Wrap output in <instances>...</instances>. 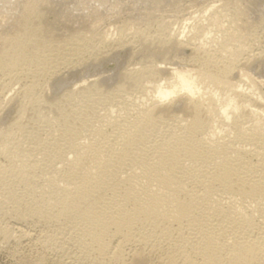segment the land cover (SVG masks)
<instances>
[{
  "label": "rangeland",
  "instance_id": "obj_1",
  "mask_svg": "<svg viewBox=\"0 0 264 264\" xmlns=\"http://www.w3.org/2000/svg\"><path fill=\"white\" fill-rule=\"evenodd\" d=\"M237 9H240L238 10L239 12L237 11ZM24 13H31V18L33 21L35 20L36 25L31 20L30 23H25V26L24 20L22 18ZM211 13L214 16H212ZM209 16L210 18L216 17V20L213 18L209 19ZM263 19L264 0H0V20L2 21H0V49L4 41L6 40V36L8 37L7 39H10L11 35V38H14L17 37L19 34L20 37L23 34L22 37L27 38V40L31 38V42L28 40V47L25 48V53L27 51L26 54H29L27 55L28 59L31 58L30 55L32 56V52L37 51L38 48L40 49H38L39 58L37 59V61L33 60L34 62L28 61L29 63L19 64L11 70H0V264H127L128 261H130L128 262V264H130L133 260V255L134 253H136V251L141 255V261L136 264H165L167 260H169V262L171 261L172 264H181L183 263L182 261L184 259L182 257V253L186 250H188L189 252L191 251V257L194 261H196V263L197 261L198 263H201V256L191 250L192 247H190V244L191 242L198 243V241L199 243H202L208 237V235L212 239H214L216 243L219 242L220 245H224V243L232 245V240L235 241V239L240 237L241 235L242 237L244 236V238L246 237L248 241L257 239L255 242L260 241L262 243L260 244V242H258V244H264V187H257V191L255 193H251L252 195L244 194L246 196L245 197L243 195H238V193H235L230 188V186H227V189L225 187L226 185L222 186V183H220L219 181H215L213 179V176L211 177L210 175L214 173L216 162L221 160V158L223 157V154L220 155L219 153L220 156L218 155V148L204 151L198 156L194 155L195 158H193V155H190L192 154L190 152L183 153L182 151H178L179 146H176L179 145L178 143L183 141V139H185L188 135L187 133L189 129L187 128L186 124L187 121H189L190 119V116L182 108L184 104V99L180 98L181 96L175 95L170 99H167V102L165 101V103L169 104L170 107L169 112L164 114V117L161 119V121L164 122H150V124H144L146 127L141 121L137 122V120L139 119L137 114L138 108L143 105H149V103H151L153 99H155L157 94L154 92V85L159 79V77H163L164 75H166L165 73L159 72L158 74H150V72H147V70L151 66L164 65L165 67H168V65H176L175 67L178 66L180 68H192L193 63H195V65L197 64V66L193 65V68L198 69L200 65L198 64V61L196 63L195 60L188 57L190 50H188L187 47H175L172 46L170 42H167L171 40V38L175 37L181 38L183 41L185 40L184 42L190 41L192 43L194 42L199 44L200 41V45L202 44L201 46L204 50L205 48L209 49L207 51L210 53L218 51L219 54L215 53L218 58H220L219 56H222L221 59H225V56H227V54L229 58L232 57L229 59L227 56V58L225 59H229V61H234V63L232 62V64L235 68V71L230 77V82H240L242 84L241 86H243L242 88L248 86L247 88H244L248 90L250 88L254 89L255 87V90L250 89L254 92V96H258V93L261 92L260 94H262L263 99H260L262 101L260 103V106L262 108H256L255 106L254 107L255 109H261V113L263 111V114L260 115L261 118H264V85L262 86L258 82H254L257 84L256 85L249 79H244L243 81H241L239 76L241 72H243V70L244 72L250 73V75L254 77V79L259 78L262 75L264 76ZM208 21L211 22L209 25L210 29L208 28ZM3 22L6 24H4ZM47 22L49 24H47ZM93 22H95L97 25ZM20 23H23L22 25H24L25 28L19 27L22 26ZM200 23L202 24L203 28L206 25V30L201 28L205 32H209L211 30V33H206V37L203 30L201 32H198L201 26ZM38 24L39 26L42 24V26L47 25L45 26L47 32L49 30L51 34L48 32V34L50 35H45L46 33L44 32L43 36L40 32H36V34L32 36V28H34ZM93 24H95L96 27H94L95 25ZM49 25L51 26L48 27ZM89 25L91 30L89 29ZM91 25H93V27H91ZM193 26H195V28H193ZM17 28L19 29V31L26 30L27 32L23 31L21 33L17 30ZM92 28L95 30H93ZM104 29H108L109 33L107 35L108 38L106 37V40L103 41V39H101V33L105 31ZM192 31H194L195 33ZM98 32L99 34H97ZM24 33H26V35ZM188 34L191 36L189 37ZM227 34L231 36V40H229L230 37ZM193 35L194 38L192 37ZM34 36L40 37L36 38L39 41V44L37 40L33 41L35 39ZM41 36H46L49 38H47L46 40V38H43ZM226 36L227 38H229L228 40ZM39 39H42V41ZM48 39H50L51 42H47ZM196 39L198 42L196 41ZM43 40L45 41L43 42ZM151 40L153 41V43L159 45L153 47L146 46L152 43ZM219 42L220 44H225L223 42L228 43L231 47V52L232 49H235L233 50L234 53L230 52V47H228V44L227 49L229 51L227 50V53H220V47H222V45L218 44ZM50 43L52 46L49 45ZM204 45L206 46L205 48L203 47ZM70 47H76L79 50L80 54L78 58L80 60H78V58L77 60H75V58V61H73L74 63L72 62L71 64H68V66H65L64 59L65 61L66 59H70V55L68 56V52H72V49ZM217 47L219 48L217 49ZM212 48H215V50ZM210 49L212 52L210 51ZM236 49L239 51H236ZM235 51L237 54L239 53V56L235 54ZM132 52H135L134 56H132ZM229 52L233 56L229 55ZM215 54L214 56H216ZM234 55L239 58L236 57L237 59L234 58L236 59L234 60ZM96 57L102 59L95 60ZM100 61L102 62L100 65L96 63H100ZM57 62L60 63L56 65ZM76 62L78 63L76 64ZM175 62H177V64ZM111 63L113 65H111ZM172 63L175 65H173ZM53 65H56L57 70L54 69L55 67ZM52 67H54V70H52ZM68 68L70 70L66 71ZM123 68H127L129 70L132 69L134 72H137V74L138 72L142 74L144 73L142 75L143 77L139 76L141 80L139 79V84L138 82L136 83L138 85H132L129 87L116 85V82L119 79L117 74ZM133 68L137 70H134ZM143 68H148L147 70L144 69L148 74H146V72H140ZM36 71L39 73H35ZM33 72L37 75V78L36 75L34 77ZM110 72L113 73L111 74L113 75V77L108 78L107 82L105 80V77V83H103L104 81H101V90L99 89L100 93H92L91 91H88L80 93L78 95H74L72 97L74 98L72 99L73 102H71L69 105L65 101V97L67 98L66 95L67 93H69L70 89L76 86L82 80L92 81L93 79L98 78L104 75L105 73L108 75V73ZM144 75H147L149 77L146 76V78ZM160 82H163V80H161ZM202 83L203 84H201L200 82V84H198L199 87L203 85V90L201 89L200 92H205V95L207 93L210 94H207L206 97L202 94V99H206L209 96H213L214 99L217 100H214L217 106L220 102L223 103L225 97L227 98L229 95H231L229 93H232L229 88H218L214 86L215 84L206 81ZM206 83H208L209 85ZM248 83L249 85L251 84L250 86H252L253 84L254 86L250 87ZM31 85L34 86L32 91L33 95L30 94L32 96H28L25 94V90L28 86ZM215 95H217L216 98L220 99H216ZM32 100L34 101V104L32 103L33 106L35 107V105H37L36 109L34 111H31L28 116L25 114L23 115L22 121L24 122V126L19 129L18 126H14L13 124L14 119H16V117L20 113L18 108H21L22 104L23 107L26 105L31 106L29 104ZM61 100H63L64 103ZM205 101L206 104L208 100ZM140 103L142 104L139 107L138 105H140ZM71 105H73L74 107ZM254 107L252 106V108ZM28 108L31 109L30 107ZM73 108L74 110L77 108L75 112L77 113V115H80L78 122L79 124L73 126L74 128L72 134L70 133L69 135H67V141L65 139L63 140L64 142H56V140L50 137V135L48 134L49 131L57 127L58 124L54 121L55 118H53L54 122L45 124V119L48 117H51L52 119V117H58L59 115L67 113L68 111L71 112ZM57 112H59V114ZM236 112L237 111L234 112L235 114H232L233 118L231 117V119H229L230 121L228 120V123L223 125L222 115H215L213 117L215 124L212 123V129L218 127L217 129H215V131H220L221 133H219L221 135L227 134L229 132L231 133V131H234V126H232L231 120L233 121L235 119L242 121L244 123V126L247 127L251 123L253 115H244V117L241 111L237 113ZM29 116H32V118ZM255 117L256 116H254V118ZM29 118L32 121L33 119L35 121H27ZM213 119H211L212 122ZM84 122H87V125H85V128L83 127L82 129L81 123L85 124ZM53 123L55 125H53ZM136 123H138L137 126H134V124L136 125ZM215 125H217V127ZM140 127L142 129H140ZM35 128H38L37 131L35 130ZM136 129H138V131ZM205 129L209 130L207 129V127L205 128L203 126V129L201 128L196 129V131H193L192 134L195 139L200 140L201 138H203L206 134ZM198 130L201 131L199 132ZM26 131L28 134L26 133ZM29 131H31L32 133L34 131L38 132V135L40 134L39 137L41 138V142L38 141V143H34V141L30 138L32 133ZM135 131H137L139 134ZM217 132L216 134L218 135L219 133ZM137 134L139 135V137H136V140H134L133 138H135V135ZM207 135L208 134H206V136ZM126 138L127 140L132 138V142L134 143H131L132 145L130 144L131 146L128 149V153L126 155L124 154L125 157L123 156L124 159L122 156L118 158V155L122 151ZM257 138L252 141L254 142V144L252 143L253 145L249 144L246 146L247 152L242 153V155L239 156L238 160H234L236 164H239L237 169L238 172L240 171L239 174L242 177L247 178L248 182L251 179L249 183H251L252 180H255L256 177V180L260 179L261 177V180L264 178V156H262L264 155V134L261 135V138L260 135H257ZM52 141H55L56 143H52ZM163 143H166V146ZM74 144H76V146ZM167 144L168 146L170 145V147L172 146V148H167ZM85 145H92V147L89 146V149V147H85ZM164 146L165 148H163ZM93 147H95L96 150H94L95 148ZM83 148L87 150L89 149V152L87 150L83 151ZM92 148L95 154L92 153L93 151L91 152ZM71 149L72 151H69ZM171 150H175V152L177 150V153L175 154V152ZM163 151H165V154L163 153V155L168 157V160L165 162L166 164H164V167L165 165L166 167L163 168L166 170L165 172H167V170L170 171H168L169 174L168 172L166 174L168 176L172 174L171 176L173 177H170L172 181L174 180L173 182L171 181L172 184L170 183L169 187L161 184H158L159 186H157V180H154L155 173L152 174L153 177H151V175L149 174L150 176H148L147 178L145 173L143 174L142 172L144 171V169L147 168V166L150 167L152 166V164L155 165L160 155L162 154L161 152ZM169 151H171V154H175V160L178 159L179 163L177 162L176 164V161L174 159H169H172ZM178 152H180L181 154ZM260 153H262V155ZM75 158H77L76 160L79 161L77 162L76 160H74ZM146 159H149L150 161ZM152 159H154V161ZM72 160H74L75 162H73ZM106 160L110 161H108L107 163ZM71 161L74 164L77 163V165L79 163H81L82 165L85 164V166H81V168L77 165L74 166ZM82 161L84 164L82 163ZM105 161L107 165L105 164ZM168 162L169 164H167ZM114 164L117 166L115 167ZM175 164L177 165L176 167ZM87 165L89 167H87ZM96 165H99L100 167L98 168L100 170V173L98 175H102L98 176L94 173L93 179H98V181L93 180V182L91 183V188L95 186L93 188L95 192H97V194H99L100 192L99 195L102 194L98 198L99 200H101V202L103 201L102 204H105L103 205L106 207V210H108V206L110 207L112 206V204L113 206L115 205V202L112 200H115V198H117L116 201L120 199L118 198V194L120 195L119 197H122L121 195L123 194V197L121 198V200H118V203L116 202V204L123 206L124 201L122 199L124 198V195H126V192L130 189L132 195L133 193L135 194L133 196H137L138 198H142L143 196V200L146 198L147 200L145 199L144 201L146 203L154 201L155 197H158L156 195H159V197H161V194L163 197L161 199H166V202H162V204H160L163 200H160L159 197L156 198V202L158 201L157 203L160 205V207H162L161 209H164L163 204L165 203H168V206L173 205V196L177 198L179 197L180 199H178H182V201L183 198L184 201L192 200V208L194 211L192 210L193 214L191 217L193 220L190 218L188 220H182V222L176 221L175 218H173L174 215L173 213H171L172 210H170L171 208L169 207L168 209L171 212H169V210L167 211V209H164L166 210V219L164 221H161L160 224H158L156 227L152 224V222H150V218H147V222H145V219L142 218L144 221L142 219L134 221L132 228L127 231L126 234L130 236L129 238H118V240H124L123 242L121 241L122 244L120 243L119 245L121 246L118 247L120 248V251H122L120 253V258H118L120 260L118 261L116 259L118 262L114 258L110 257L113 252V249H117L116 247L118 246V240H111V242H109L110 245L106 253L107 255L103 253L99 254L100 251L97 248V244L92 241L93 237L91 236L93 235V233H91L92 231H90V227H87L88 224L86 223V221L83 220L82 217H79V215L77 216V214H73L74 216L72 215V218L69 217L72 213H67L65 212V210V214L63 213L62 215V213H59L63 211L62 209L61 211L59 210L61 208L59 198L61 197L60 194L63 192L64 187L72 188L75 187L76 184L78 185V182H81L80 169H82L83 171L85 167V169L88 168L90 169V171H93L94 169L95 172ZM142 165L145 166V168ZM169 165L170 167L173 166V168L171 167V170L169 168ZM74 167L76 168L74 169ZM77 169H79L80 171L77 172ZM202 172H204L205 174H203ZM69 173L71 176L69 175ZM77 173L78 175H76ZM95 175L97 177H95ZM130 176L132 177V179ZM73 177H76L75 180ZM71 178H73V180H71ZM152 178L155 182H153V180L151 181ZM68 179H70L71 181H68ZM127 180H130V182L128 181V183L130 184L127 183ZM146 181L148 183H144ZM69 182L70 184L74 182V184L70 186ZM95 182L99 183H96V185ZM111 182L115 184V187L111 186ZM208 183H210L209 186ZM66 184H68L69 186H67ZM127 184L129 186H127ZM134 184H136V186ZM143 184L145 186H148L145 187L143 186ZM182 185L186 187L184 188ZM123 186L126 187L124 188ZM130 186L131 188H129ZM160 186H164L165 188H167L165 189L161 187L160 189H158V187ZM177 186H179V188ZM207 186L211 189H209ZM54 187H56V190ZM144 187L147 188L148 191H151H149L148 193V191ZM170 187L173 191L170 190ZM97 188H99V191ZM132 188L134 189V192H132ZM204 188H207V190L209 189L210 191H208L210 193ZM113 190L115 191L113 192ZM144 190H146L147 193L150 194L151 198L148 196V194H145L146 191L144 192ZM169 190L172 191V195H170ZM176 190L179 195L174 194ZM204 190H206V193ZM154 191L159 194L156 193L154 195ZM59 192L61 193L59 194ZM56 195L58 197H56ZM152 196L155 197L153 198ZM166 196L167 198H165ZM171 196L172 199H170L169 201L168 199ZM257 196L259 197L257 198ZM109 197L113 199H106ZM157 199H159L160 202ZM106 200L109 201L110 204L109 202L106 203ZM131 202L132 201L130 200L126 202V204L124 203V206L126 208H130ZM169 202L172 204H170ZM55 203L59 205H57L56 207ZM117 205L112 207L116 208ZM168 206H166L165 208H167ZM168 212L171 214H169ZM193 216H196L197 218H194ZM244 216H246L250 220L248 219L246 221L247 218ZM236 219L239 221H237ZM83 221H85L84 225ZM149 222L150 225L152 224L151 226L149 225ZM245 223H247V225L249 224L250 226H246ZM239 224H243L245 226L242 225L243 228L241 229ZM154 227L156 228V230ZM89 233H91V235ZM202 239L203 241H201ZM234 241L233 243H235ZM168 255H170L171 257ZM107 256H109L110 258H108Z\"/></svg>",
  "mask_w": 264,
  "mask_h": 264
},
{
  "label": "bare ground",
  "instance_id": "obj_2",
  "mask_svg": "<svg viewBox=\"0 0 264 264\" xmlns=\"http://www.w3.org/2000/svg\"><path fill=\"white\" fill-rule=\"evenodd\" d=\"M63 1V0H62ZM234 1V0H233ZM153 2V1H152ZM227 2V1H226ZM259 2V1H258ZM39 3V2H38ZM149 3V2H148ZM253 3V2H252ZM251 3V4H252ZM255 3V2H254ZM33 4V3H32ZM35 4V3H34ZM65 4V3H64ZM152 4V3H151ZM42 5V4H41ZM66 5V4H65ZM74 5H76V4H74ZM154 5V4H153ZM225 5V4H224ZM240 5V4H239ZM33 6V5H32ZM64 6V5H63ZM227 6V5H226ZM238 6V5H237ZM250 6V5H249ZM34 7V6H33ZM43 7V6H42ZM69 7V6H68ZM75 7V6H74ZM35 8H36V6H35ZM39 8V7H38ZM29 10V9H28ZM227 10V9H226ZM238 10H240V9H237V11ZM34 11V10H33ZM40 11V10H39ZM231 11V10H230ZM27 12H30V11H27ZM95 12V11H94ZM239 12V11H238ZM242 12V11H241ZM31 13H24L23 14V16H22V18H23V20H24V25H25V23H30L31 22V20H32V14L30 15ZM41 14H42V12H41ZM210 14V13H209ZM215 14V13H214ZM240 14V13H239ZM211 15H212V13H211ZM241 15V14H240ZM79 16V15H78ZM87 16V15H86ZM101 16V15H100ZM212 16H214V15H212ZM99 17V16H98ZM79 18V17H78ZM202 18H203V16H202ZM209 19H211V18H213V19H215L216 17H211L210 18V16L208 17ZM71 19V18H70ZM195 19V18H194ZM233 19V18H232ZM4 20V19H3ZM61 20V19H60ZM66 20V19H65ZM145 20H147V19H145ZM198 20V19H197ZM204 20V19H203ZM202 20V21H203ZM216 20V19H215ZM218 20V19H217ZM264 20V19H263ZM1 21V20H0ZM33 21V20H32ZM46 21V20H45ZM73 21V20H72ZM94 21V20H93ZM210 21H214V20H210ZM210 21H208V23H206V24H208V28H209V25H210ZM238 21V20H237ZM2 22V21H1ZM34 23H35V20L33 21ZM42 22V21H41ZM96 22H99V21H96ZM216 22V21H215ZM4 23V22H3ZM16 23V22H15ZM93 23H95V22H93ZM164 23V22H163ZM201 23H203V22H201ZM200 23V24H201ZM205 23V22H204ZM213 23V22H212ZM228 23V22H227ZM4 24H6V23H4ZM13 24V23H12ZM21 24V23H20ZM19 24V25H20ZM23 24V23H22ZM21 24V25H22ZM31 24H33V23H31ZM43 24H45V23H43ZM42 24V25H43ZM47 24H49L48 22H47ZM92 24V23H91ZM96 24V23H95ZM95 24H93V25H95ZM24 25H22V26H19V27H24ZM35 25H36V23H35ZM42 25H40L39 26V24L37 25V26H35L34 28H32V33H31V35L33 36V35H35L36 34V32H40L41 33V35H43L44 36V32L46 33L45 35H47L48 34V32H49V30H48V32H47V29H46V27L45 26H47V25H45V26H42ZM52 25V24H51ZM51 25H49L48 27H50ZM88 25V24H87ZM93 25H91V27H93ZM97 25V24H96ZM96 25L94 26V27H96ZM165 25V24H164ZM199 25V24H198ZM205 25V24H204ZM26 26V25H25ZM200 26V25H199ZM198 26V27H199ZM201 26H202V24H201ZM200 26V28H199V30L201 29V28H203V26L201 27ZM213 26V25H212ZM219 26V25H218ZM9 27V26H8ZM162 27V26H161ZM205 27H206V25H205ZM205 27L203 28V29H205ZM10 28V27H9ZM25 28V27H24ZM27 28V27H26ZM193 28H195V26H193ZM207 28V29H208ZM239 28V27H238ZM14 29H15V27H14ZM21 29V28H20ZM28 29V28H27ZM49 29V28H48ZM51 29V28H50ZM69 29H71V28H69ZM89 29H90V25H89ZM93 29V28H92ZM110 29V28H109ZM203 29H201L200 31L198 30V32H201ZM210 29V28H209ZM4 30V29H3ZM17 30L19 31V29L17 28ZM23 30V29H22ZM57 30V29H56ZM64 30V29H63ZM91 30V29H90ZM93 30H95V29H93ZM105 30V29H104ZM189 30V29H188ZM187 30V31H188ZM195 30V29H194ZM197 30H196V32H197ZM206 30V29H205ZM237 30V29H236ZM18 31H16V32H18ZM24 32H27L26 30H23ZM23 31H19V32H23ZM74 31V30H73ZM204 31V30H203ZM209 31V30H208ZM228 31V30H227ZM233 31V30H232ZM5 32V31H4ZM78 32V31H77ZM179 32V31H178ZM192 32H194V31H192ZM210 33H211V30L209 31ZM209 32H205L204 31V34H205V37H206V33H208L209 34ZM236 32V31H235ZM43 33V34H42ZM50 33V32H49ZM54 33V32H53ZM79 33V32H78ZM108 29L107 30H105L103 33H101V36H102V38L101 39H103V41L104 40H106V37H107V35H108ZM164 33V32H163ZM175 33V32H174ZM195 33V32H194ZM237 33V32H236ZM240 33V32H239ZM243 33V32H242ZM3 34V33H2ZM6 34V33H5ZM25 35H26V33H24ZM29 34V33H28ZM51 34V33H50ZM50 34H48V35H50ZM97 34H99V32L97 33ZM184 34V33H183ZM207 34V35H208ZM10 35V34H9ZM20 35V34H19ZM17 36V37H14V38H11L12 37V35H11V37H10V39H7L8 37L6 36V40L4 41V43L2 44V47H1V49H0V70L2 71V70H11L12 68L14 69L15 68V66H18L19 64H22V63H29V62H34L33 60H36L37 61V59L39 58V54H38V49H37V51H35V52H32V56L30 55V57L31 58H27V55H29V54H26L27 53V51H26V53H25V48L26 47H28V44H29V41H30V39H28L27 40V38H23L22 36H23V34H22V36L20 37V36ZM37 35H38V33H37ZM54 35V34H53ZM185 35V34H184ZM189 35V34H188ZM227 35H229V34H227ZM31 36V37H32ZM40 36V35H39ZM38 36V37H39ZM43 36H41V37H43ZM100 36V35H99ZM160 36V35H159ZM191 35H189V37H190ZM234 36H236V35H234ZM233 36V37H234ZM27 37V36H26ZM30 37V36H29ZM35 37V36H34ZM37 36L35 37V39L33 40V41H36L37 39L36 38H38ZM67 37H69V36H67ZM66 37V38H67ZM179 37V36H178ZM186 37V36H185ZM193 38H194V35L192 36ZM196 37V36H195ZM202 37V36H201ZM229 37H230V39L229 38H227V36H226V38H227V40L229 39V40H231V36L229 35ZM244 37V36H243ZM4 38V37H3ZM40 38V37H39ZM43 38H46V40H47V38H49V37H43ZM51 38V37H50ZM105 38V39H104ZM108 38V37H107ZM169 38H170V36H169ZM183 38V37H182ZM225 38V39H226ZM5 39V38H4ZM146 39V38H145ZM144 39V40H145ZM149 39V38H148ZM233 39V38H232ZM39 40H41L42 41V39H39ZM69 40V39H68ZM150 40V39H149ZM148 40V41H149ZM166 40V39H165ZM169 40V39H168ZM188 40V39H187ZM199 40V39H198ZM200 40H202V39H200ZM38 41V40H37ZM45 40H43V42H44ZM77 41V40H76ZM102 41V40H101ZM102 41V42H103ZM152 41V40H151ZM160 41V40H159ZM185 41V40H184ZM181 38H177V37H175V38H171V40H169V41H167V42H170L171 43V45L172 46H175V47H180V46H184V47H187L188 48V50H190V53H189V55H188V57H190L191 59H193V60H195L196 61V63H197V61L199 62L198 64H200L199 65V67H198V69L196 68V69H194L193 67V65H195V63H193V65H192V68L190 67V68H187V67H175L176 65L175 64H173V65H175V66H169L168 65V67H165L164 65L163 66H151L148 70L146 69V68H143L142 69V71H140V72H146V70H147V72H150V74H153V73H157L158 74V72L159 73H165L166 75H164L163 77H159V79L156 81V83H155V85H154V92L157 94V96L155 97V99H153V101L151 102V103H149V105H143V106H141V104L142 103H140V105H138L140 108H138V110H137V114H138V118L140 119H138L137 120V122H139V121H141L142 123H143V125L144 124H150V122H152V123H155V122H160L161 121V119L164 117V114H166V113H168L169 112V107H170V105L169 104H167V103H165V101L167 100V99H170L171 97H173V96H175V95H179V96H181L180 98H183L184 99V104H183V106H182V108H183V110L184 111H186V113L190 116L189 118V121H187V128L189 129V131H188V135L186 136V134H185V136H186V138L185 139H183V141H181V142H179L178 144L179 145H177L176 147H178L179 146V150L178 151H182L183 153H187V152H190V153H192V154H190V155H195V156H198V155H200V153H202V152H204V151H207V150H210V149H215V148H218V155H219V153H220V155L221 154H223V157L221 158V160H219L218 162H216V164H215V169H214V173L212 174V175H210L211 177L213 176V179L215 180V181H219L220 183H222V186H225L226 188H227V186H230V188L235 192V193H238V195H243V196H245V195H252L251 193H255L256 191H257V187H264V178L261 180V178L260 179H258L259 180V182H258V180H256L257 179V177H256V179L255 180H252V182L251 183H249L250 181H251V179H250V181L248 182L247 181V178H245V177H242L240 174H239V172H238V166H239V164H236V162L234 161V160H238L239 159V156L240 155H242V153H244V152H247V148H246V146L247 145H253L254 144V142H252L255 138H257V135L259 136L260 135V138H261V135H263L264 134V118H261V115L260 114H263V111H262V113H261V109H255V107L257 108H260L261 106V100L260 99H263V96H262V94H260V93H258V96H254L255 94H254V92L253 91H251L250 89H253V88H250L249 90L248 89H244V88H242L243 86H241L242 84L239 82V83H231L230 82V77H231V75H232V73L235 71V68L233 67V64H232V62L234 63V61L232 60V61H229V59L230 58H232V57H230L229 58V56H228V54H227V56H228V58L229 59H227V60H225L226 58H227V56H225L226 58L224 59V58H222L221 59V57L222 56H219L220 58H218L217 57V55L215 54V53H218V51H215V52H213V53H210V52H208L207 50H209V49H206L205 47V45H206V43H205V45L203 46L204 48H205V50L202 48V44L200 45V41H199V44L198 43H192V42H190V41H187V42H184ZM191 41H192V39H191ZM193 41H195V40H193ZM196 41H197V39H196ZM226 41V40H225ZM31 42V41H30ZM47 42H51L50 41V39H48V41ZM97 42V41H96ZM107 42V41H106ZM155 42V41H154ZM166 42V43H167ZM198 42V41H197ZM203 42V41H202ZM243 42V41H242ZM37 43V42H36ZM41 43V42H40ZM67 43V42H66ZM70 43V42H69ZM72 43V42H71ZM95 43V42H94ZM147 43V42H146ZM165 43V44H166ZM204 43V42H203ZM223 43H225V44H220V42L218 43V44H220V45H222V47H220L221 48V50H220V53L221 52H223V53H227V46L229 45L228 43H226V42H223ZM38 44H39V41H38ZM68 44V43H67ZM80 44V43H79ZM102 44H104V43H102ZM107 44V43H106ZM163 44V43H162ZM228 44V45H227ZM37 45V44H36ZM49 45H51V43L49 44ZM48 45V46H49ZM101 45V44H100ZM120 45V44H119ZM159 44H156V43H153V41H152V43H150V44H148V45H146V46H158ZM236 45V44H235ZM45 46V45H44ZM47 46V47H48ZM52 46V45H51ZM50 46V47H51ZM171 46V47H172ZM46 47V46H45ZM55 47H57V46H55ZM73 47V46H72ZM88 47V46H87ZM160 47V46H159ZM170 47V48H171ZM228 47H230V45L228 46ZM69 48V47H68ZM71 48V47H70ZM79 48V47H78ZM173 48V47H172ZM219 47H217V49H218ZM36 49V48H35ZM42 49V48H41ZM45 49V48H44ZM72 49V52L70 51V53L68 52V56L70 55V59H66V61H65V59H64V64H65V66L67 65L68 66V64H71L73 61H75V60H77V58L79 57V54H80V52H79V50L76 48V47H74V48H71ZM71 49H69V50H71ZM180 49V48H179ZM183 49V48H182ZM186 49V48H185ZM212 49H214L215 50V48H212ZM40 50V49H39ZM76 50H78V51H76ZM103 50V49H102ZM213 50V51H214ZM233 50H235V49H232V52H233ZM244 50V49H243ZM52 51V50H51ZM83 51V50H82ZM100 51V50H99ZM210 51H211V49H210ZM226 51V52H225ZM229 51V50H228ZM236 51H239V50H237L236 49ZM236 51H235V54L236 55H238L237 53H236ZM183 52V51H182ZM212 52V51H211ZM230 52H231V47H230ZM230 52H229V55H231V56H233L232 54H230ZM231 52V53H232ZM135 53V52H134ZM134 53L132 52V56H134ZM234 53V52H233ZM252 53V52H251ZM212 54V55H211ZM214 54L216 55V56H214ZM219 54V53H218ZM68 56H67V58H68ZM178 56V55H177ZM235 56V55H234ZM239 56V55H238ZM240 56H241V54H240ZM175 57V56H174ZM237 56H235V57H233V59L234 58H236ZM58 58V57H57ZM64 58H65V56H64ZM76 58V59H75ZM97 58V57H96ZM95 58V60H98L99 58H97L96 59ZM183 58V57H182ZM237 58H239V57H237ZM236 58V59H237ZM75 59V60H74ZM100 59H102V58H100ZM99 59V60H100ZM105 59H106V57H105ZM188 59V58H187ZM236 59H234V60H236ZM57 60V59H56ZM78 60H80L79 58H78ZM180 60H181V58H180ZM29 61V62H28ZM45 61V60H44ZM58 61V60H57ZM182 61H183V59H182ZM191 61V60H190ZM51 62V61H50ZM81 62V61H80ZM99 62V61H98ZM98 62H96L97 64H101L102 62L100 61V63H98ZM192 62V61H191ZM194 62V61H193ZM60 63V62H59ZM58 62L56 63V65L57 64H59ZM62 63H63V61H62ZM74 63V62H73ZM78 62H76V64H77ZM176 64H177V62H175ZM180 63V62H179ZM178 63V64H179ZM129 64V63H128ZM149 64V63H148ZM168 64V63H167ZM45 65V64H44ZM56 65H53L54 67H52V70H54V69H56ZM62 65V64H61ZM60 65V66H61ZM103 65V64H102ZM105 65H107V64H105ZM109 65V64H108ZM111 65H113L112 63H111ZM118 65V64H117ZM155 65V64H154ZM166 65V64H165ZM235 65V64H234ZM25 66V65H24ZM63 66V65H62ZM74 66H76V65H74ZM195 66H197V64L195 65ZM58 67V66H57ZM114 67V66H113ZM141 67V66H140ZM21 68V67H20ZM38 68V67H37ZM43 68H45V67H43ZM51 68V67H50ZM54 68V69H53ZM62 68V67H61ZM66 68V67H65ZM95 68V67H94ZM105 68V67H104ZM112 68V67H111ZM132 68V67H131ZM47 69V68H46ZM46 69H45V71H46ZM97 69V68H96ZM95 69V70H96ZM110 69V68H109ZM134 69V68H133ZM144 69H146V70H144ZM57 70V69H56ZM60 70V69H59ZM70 69L68 68L66 71H69ZM99 70V69H98ZM134 70H137V69H134ZM139 70H141V69H139ZM44 71V70H43ZM65 71V70H64ZM261 71V70H260ZM42 72V71H41ZM58 72V71H57ZM146 72V74H148ZM241 72V71H240ZM25 73V72H24ZM35 73H39V72H35ZM43 73V72H42ZM47 73V72H46ZM107 73V72H106ZM104 74V75H102V76H100V77H98V78H95V79H93L92 81H86V80H82L80 83H78L76 86H74V87H72L71 89H70V91H69V93H67V98L65 97V101L68 103V105L71 103V102H73L72 101V99H74V98H72L74 95H78V94H80V93H84V92H88V91H91L92 93H94V92H98V93H100V91H99V89L101 90V86H100V83H102L101 81H104V78H105V80H106V82H107V80H108V78H111V77H113V75H111V74H113V73H108V75L107 74ZM33 74H34V72H33ZM45 74V73H44ZM51 74V73H50ZM141 74V75H140ZM144 74V73H143ZM142 73H139L138 72V74H137V72H134L132 69L131 70H129V69H127V68H123L122 70H120L119 72H118V74H117V76L119 77V79H118V81L116 82V85H122V86H125V87H129V86H132V85H138L139 84V79H140V77L139 76H141V77H143L142 75H143ZM149 74V75H150ZM17 75V74H16ZM35 75L36 74H34V77H35ZM40 75H42V74H40ZM101 75V74H100ZM105 75H107V76H105ZM161 75V74H160ZM234 75V74H233ZM261 75V74H260ZM55 76V75H54ZM145 76V75H144ZM147 76V75H146ZM145 76V77H146ZM159 76V75H158ZM240 76V80L241 81H243L244 79L245 80H251V82H258L259 84H261L262 86L264 85V76L262 75L261 77H259V78H255L254 79V77H252L251 75H250V73H248V72H244V70H243V72H241V74L239 75ZM14 77V76H13ZM144 77V78H145ZM147 77H149V76H147ZM146 77V78H147ZM153 77V76H152ZM154 77H155V74H154ZM153 77V78H154ZM32 78H33V76H32ZM36 78H37V75H36ZM35 78V79H36ZM158 78V77H157ZM13 79V78H12ZM150 79H152V78H150ZM155 79V78H154ZM34 80V79H33ZM109 80H111V79H109ZM117 80V79H116ZM141 80V79H140ZM156 80V79H155ZM161 80H163V82H160ZM239 80V81H240ZM253 80V81H252ZM35 81V80H34ZM204 81H206V82H210V83H213V84H215L214 86H216V87H221L222 89L223 88H229L231 91H232V93H229V94H231V95H229L227 98L225 97V99H224V97H223V99H224V101H223V103H219V105L217 106L216 104H215V101H217V100H215L214 99V97L213 96H209V97H207L206 99H202V94H203V96L205 95L204 93L205 92H200L201 91V89H202V86L201 87H199L198 86V84H200V82H201V84H203L202 82H204ZM238 81V80H237ZM39 82V81H38ZM138 82V84H136ZM250 82V81H249ZM8 83V82H7ZM29 83V82H28ZM36 83V82H35ZM86 83V84H85ZM103 83H105V81L103 82ZM256 83H254V84H256ZM32 84H33V82H32ZM114 84H115V82H114ZM150 84V83H149ZM206 84H208V83H206ZM205 84V85H206ZM254 84L252 85V86H250L249 85V83H248V85L250 86V87H253L254 86ZM142 85V84H141ZM144 85V84H143ZM209 85V84H208ZM257 85V84H256ZM38 86V85H37ZM145 86V85H144ZM147 86V85H146ZM151 86V85H150ZM33 87L34 86H28L27 88H26V90H25V94L26 95H28V96H32L33 94ZM36 87V86H35ZM134 87V86H133ZM137 87V86H136ZM248 87V86H247ZM246 87V88H247ZM207 88V87H206ZM209 88V87H208ZM217 89V88H216ZM3 90V89H2ZM24 90H23V92H24ZM147 90V89H146ZM153 90V89H152ZM203 90V89H202ZM253 90H255V87H254V89ZM261 91V90H260ZM9 92V91H8ZM17 92V91H16ZM149 92V91H148ZM148 92H147V94H148ZM143 93H145V92H143ZM207 93V92H206ZM217 93H218V91H217ZM225 93V92H224ZM264 93V92H263ZM24 94V93H23ZM24 94V95H25ZM30 94H32V95H30ZM119 94V93H118ZM147 94H145V95H147ZM208 94V93H207ZM206 94V95H207ZM214 94V93H213ZM226 94V93H225ZM260 94V95H259ZM84 95V94H83ZM82 95V96H83ZM91 95V94H90ZM120 95V94H119ZM144 95V96H145ZM206 95H205V97H206ZM208 95H210V94H208ZM257 95V94H256ZM92 96H93V94H92ZM143 96V97H144ZM216 96L217 95H215V98H216ZM227 96V95H226ZM25 97H27V96H25ZM10 98V97H9ZM1 99V98H0ZM96 99H98V98H96ZM216 99H218V98H216ZM220 99V98H219ZM218 99V100H219ZM222 99V98H221ZM64 100V99H63ZM63 100H61L62 102H63ZM173 100V99H172ZM205 100H208V102L205 104ZM215 100V101H214ZM30 101V100H29ZM222 101V100H221ZM142 102V101H141ZM167 102V101H166ZM170 102H171V100H170ZM34 104V101L32 100L31 101V103L29 104V105H31V106H28V105H26V106H22L21 105V108L19 107L18 109H19V114H18V116L16 117V119H14V126H18V128L20 129V128H22V126H24L23 124H24V122L22 121L23 120V115L25 114V115H27L28 116V114L29 113H31V111H34L35 109H36V106L37 105H35V107L33 106V104ZM64 103V102H63ZM130 103V102H129ZM35 104H37V103H35ZM41 104V103H40ZM144 104V103H143ZM264 104V103H263ZM65 105H66V103H65ZM136 105V104H135ZM41 106V105H40ZM46 106V105H45ZM60 106H61V104H60ZM71 106H73V105H71ZM70 106V107H71ZM252 106L254 107V108H252ZM28 107H30L31 109H29ZM58 107V106H57ZM74 107V106H73ZM82 107V106H81ZM125 107V106H124ZM38 108V107H37ZM59 108V107H58ZM262 108V107H261ZM264 108V107H263ZM41 109V108H40ZM69 109H71V108H69ZM68 109V110H69ZM133 109V108H132ZM75 110H77V108L75 109ZM75 110H74V108L71 110V112H67V113H65V114H63V115H57L58 117H52V119H51V117H48V118H46L45 116V124H47V123H52V122H57V124H58V126L57 127H55L53 130H51V131H49V134L48 135H50V137H52L53 139H55L56 140V142L57 141H63V140H65L66 139V141H67V135H69L70 133L72 134V131H73V126L74 125H76V124H79L78 122H79V116L80 115H77V113L75 112ZM84 110V109H83ZM241 111V113L243 114V116L244 115H247V116H249V115H253V119H251L250 117V119L252 120L251 121V123L246 127V126H244V123L242 122V121H239V120H237V119H235V120H231V122H232V126H234L233 127V130L234 131H231V133H232V135H231V133L229 132V133H227V134H224V135H221L220 133V131H215V129H217L218 127H217V125H215L217 128H214V129H212V123H214V119H213V117L215 116V115H222V117H223V120H222V125L223 124H227L228 123V120L229 119H231V117L233 118V115L232 114H235L234 112L235 111H237V112H240ZM258 110H260V111H258ZM263 110V109H262ZM60 111V110H59ZM80 111V110H79ZM78 111V112H79ZM87 111V110H86ZM134 112V111H133ZM236 112V113H237ZM33 113V112H32ZM58 114H59V112H57ZM62 113V112H61ZM60 113V114H61ZM83 113V112H82ZM91 113V112H90ZM40 114V113H39ZM79 114V113H78ZM240 114V113H239ZM33 115V114H32ZM41 115H43V114H41ZM38 116V115H37ZM40 116V115H39ZM83 116V115H82ZM254 116H256L255 118H254ZM29 117H31L32 118V116H29ZM235 117V116H234ZM245 117V116H244ZM34 118H36V117H34ZM43 118V117H42ZM53 118H55V120L53 119ZM216 118V117H215ZM82 119V118H81ZM80 119V120H81ZM137 119V118H136ZM211 119H213V122H212V120ZM245 119H248V118H245ZM27 120V119H26ZM30 118L27 120V121H29L30 122ZM54 120V121H53ZM89 120V119H88ZM26 121V122H27ZM32 121V120H31ZM33 121H35L34 119H33ZM32 121V122H33ZM230 121V120H229ZM248 121V120H247ZM246 121V122H247ZM37 122V121H36ZM94 122V121H93ZM136 122V121H135ZM134 122V123H135ZM161 122H164V121H161ZM28 123V122H27ZM26 123V124H27ZM85 123V122H84ZM87 123V122H86ZM83 124V123H81V127H82V129H83V127L85 126V125H87V124ZM218 123V122H217ZM39 124V123H38ZM137 124L138 123H136V125L134 124V126H137ZM159 124V123H158ZM163 124V123H162ZM215 124V123H214ZM231 124V123H230ZM12 125V124H11ZM30 125V124H29ZM48 125H51V124H48ZM53 125H55L54 123H53ZM131 125H132V123H131ZM142 125V124H141ZM142 125V126H143ZM154 125V124H153ZM219 125V124H218ZM246 125V124H245ZM32 126V125H31ZM139 126H140V123H139ZM138 126V127H139ZM141 126V127H142ZM145 126V125H144ZM143 126V127H144ZM167 126V125H166ZM203 126L206 128L207 127V129H209V130H206V134H208L207 136H206V134L204 135V137L203 138H201L200 140H198V139H195V137L193 136V134H192V132L193 131H196V129H203ZM214 126V127H215ZM28 127V126H27ZM33 127V126H32ZM47 127V126H46ZM72 127V128H71ZM130 127V126H129ZM140 127V129H142ZM146 127V126H145ZM220 127V126H219ZM25 128V127H24ZM85 128V127H84ZM38 129V128H37ZM37 129L35 128V130L37 131ZM132 129V128H131ZM139 129V128H138ZM138 129H136L137 131H138ZM22 130V129H21ZM26 130V129H25ZM29 130V129H28ZM49 130V129H48ZM134 130V129H133ZM164 130V129H163ZM204 130V131H205ZM219 130V129H218ZM23 131V130H22ZM36 131H34L33 133L31 132V131H29V132H31L32 133V135H31V137H30V134H29V137L34 141V143L36 142V143H38V141L39 142H41L40 141V134L38 135V132H36ZM76 131V130H75ZM79 131V130H78ZM82 131V130H81ZM137 131H135L136 133H138ZM152 131V130H151ZM199 131V130H198ZM201 131V130H200ZM199 131V132H200ZM39 132H40V130H39ZM133 132V131H132ZM134 132V133H135ZM216 132L217 133H219L218 135L216 134ZM26 133H27V131H26ZM135 133V134H136ZM28 134V133H27ZM99 134V133H98ZM139 134V133H138ZM137 134V135H138ZM168 134V133H167ZM184 134V133H183ZM230 134V135H229ZM8 135V134H7ZM73 135H74V133H73ZM132 135V134H131ZM137 135H135V138H133L134 140H136V137H139V135L137 136ZM141 135H142V133H141ZM141 135H140V137H141ZM147 135V134H146ZM42 136V135H41ZM128 136V135H127ZM133 136V135H132ZM178 136V135H177ZM27 137V136H26ZM69 137V136H68ZM72 137V136H71ZM98 137V136H97ZM122 137V136H121ZM125 137V136H124ZM147 137V136H146ZM80 138V137H79ZM183 138V137H182ZM48 139V138H47ZM97 139V138H96ZM123 139V138H122ZM133 139L131 138V139H129V140H127V138H126V141H124L125 143H124V146H123V148H122V151L119 153V155H118V158H120L121 156L123 157L124 156V154L126 155L127 153H128V149L130 148V146L132 145L131 143H134V142H132L133 141ZM139 139V138H138ZM258 139V138H257ZM176 140V139H175ZM178 140V139H177ZM182 140V139H181ZM70 141V140H69ZM147 141V140H146ZM168 141V140H167ZM9 142V141H8ZM10 142H11V140H10ZM55 142V141H54ZM53 141H52V143H54ZM55 142V143H56ZM64 142V141H63ZM78 142H79V140H78ZM176 142V141H175ZM256 142V141H255ZM91 143V142H90ZM94 143V142H93ZM123 143V142H122ZM253 143V144H252ZM11 144V143H10ZM88 144H89V142H88ZM131 144V145H130ZM143 144V143H142ZM164 144V143H163ZM162 144V145H163ZM172 144V143H171ZM256 144V143H255ZM40 145V144H39ZM56 145V144H55ZM75 146H76V144H74ZM165 146H166V143L164 144ZM176 145V144H175ZM36 146V145H35ZM65 146V145H64ZM86 146H88V145H85V147ZM89 146H91L92 147V145H89ZM88 146V147H89ZM158 146V145H157ZM160 146H161V143H160ZM165 146L163 147V148H165ZM5 147V146H4ZM74 147V146H73ZM78 147H80V146H78ZM84 147V148H85ZM168 147H170V145L168 146V144H167V148ZM175 147V146H174ZM72 148V147H71ZM83 148V151H85V150H87V149H84ZM93 148H95V147H93ZM93 148H92V150H91V152L93 151ZM98 148V147H97ZM170 148H172V146L170 147ZM169 148V149H170ZM250 148V147H249ZM0 149H1V147H0ZM4 149V148H3ZM2 149V150H3ZM6 149V148H5ZM73 149V148H72ZM72 149L71 150H69V151H72ZM89 149H90V147H89ZM88 149V150H89ZM101 149V148H100ZM258 149V148H257ZM74 150V149H73ZM77 150H79V149H77ZM87 150V151H88ZM94 150H96V148L94 149ZM120 150H121V147H120ZM162 150V149H161ZM166 150V149H165ZM263 150V149H262ZM86 151V152H87ZM171 151H173V150H171ZM171 151H169V153L171 152ZM254 151V150H253ZM256 151V150H255ZM258 151H260V150H258ZM257 151V152H258ZM76 152V151H75ZM89 152V151H88ZM95 152H97V151H95ZM165 151H163V152H161L162 154L160 155V152H159V155H160V157H159V159H158V161L156 162V164L155 165H153L152 164V166H147V168L146 169H144V171H142L143 172V174L145 173V175L147 176V178H148V176H150L151 175V177H153L152 176V174L153 173H155V176H154V180L156 181L157 180V186H159L158 184H161V185H164V186H168L169 187V184L171 183V177H173V176H171V175H167L166 173L169 171V170H167V172H165L166 170L164 169L165 167H166V165H165V167H164V164H166L165 162L168 160V157L167 156H164L163 155V153H164ZM173 152H175V150L173 151ZM256 152V153H257ZM262 152V151H261ZM73 153V152H72ZM92 153H94V151L92 152ZM91 153V154H92ZM141 153V152H140ZM166 153H168V152H166ZM177 153V150H176V152H175V154ZM178 153H180V152H178ZM263 153V152H262ZM262 153H260L261 155H262ZM80 154H83V153H80ZM95 154V153H94ZM165 154V153H164ZM171 154V153H170ZM169 154V155H170ZM175 154L173 153V154H171V157H172V159L171 158H169L170 160H175ZM181 154V153H180ZM90 155V154H89ZM93 155V154H92ZM156 155V154H155ZM168 155V156H169ZM179 155V154H178ZM177 155V156H178ZM185 155V154H184ZM183 155V156H184ZM190 155H189V157H190ZM219 155V156H220ZM25 156V155H24ZM73 156V155H72ZM75 156V155H74ZM80 156V155H79ZM78 156V157H79ZM82 156V155H81ZM94 156H96V155H94ZM98 156V155H97ZM150 156V155H149ZM157 156H158V154H157ZM156 156V157H157ZM186 156V155H185ZM195 156L193 157V158H195ZM262 156H264V155H262ZM76 157H77V153H76ZM84 157V156H83ZM99 157V156H98ZM125 157V156H124ZM124 157H123V159H124ZM143 157V156H142ZM80 158V157H79ZM94 158V157H93ZM95 158H97V157H95ZM144 158V157H143ZM146 158V157H145ZM178 158H181V157H178ZM19 159V158H18ZM77 158H75L74 160H76ZM101 159V158H100ZM103 159V158H102ZM108 159H110V158H108ZM137 159V158H136ZM151 159V158H150ZM156 159V158H155ZM177 159V158H176ZM189 159V158H188ZM190 159H191V157H190ZM74 160H72L73 162H75ZM81 160H83V159H81ZM81 160H80V162H81ZM117 160H119V159H117ZM121 160V159H120ZM146 160H149V159H146ZM153 161H154V159H152ZM71 161V162H72ZM77 161V160H76ZM79 161V160H78ZM77 161V162H78ZM92 161V160H91ZM96 161V160H95ZM98 161H99V158H98ZM107 161V160H106ZM106 161H105V164H106ZM108 161H110V160H108ZM108 161H107V163H108ZM142 161V160H141ZM150 161V160H149ZM156 161V160H155ZM176 161V164H177V162H178V159L177 160H175ZM72 162V163H73ZM87 162V161H86ZM100 162H101V160H100ZM99 162V163H100ZM112 162V161H111ZM148 162V161H147ZM82 163H83V161H82ZM142 163V162H141ZM145 163V162H144ZM143 163V164H144ZM154 163V162H153ZM179 163V162H178ZM181 163V162H180ZM263 163V162H262ZM74 164V163H73ZM84 164V163H83ZM110 164V163H109ZM167 164H169V162L167 163ZM170 164H172V163H170ZM175 164V167L177 166ZM72 165V164H71ZM70 165V166H71ZM75 165H77V163L76 164H74V166ZM90 165V164H89ZM93 165V164H92ZM102 165H104V164H102ZM107 165V164H106ZM115 165V164H114ZM149 165H150V163H149ZM172 165H174V164H172ZM259 165V164H258ZM77 166H79L80 168H81V166H85V164L84 165H82L81 163H79ZM95 166V165H94ZM110 166V165H109ZM117 165H115V167H116ZM135 166V165H134ZM143 166V165H142ZM257 166V165H256ZM256 166H254V167H256ZM264 166V165H263ZM73 167V166H72ZM87 167H89L88 165H87ZM86 167V168H87ZM111 167V166H110ZM109 167V168H110ZM138 167H139V165H138ZM144 168H145V166H143ZM164 167V168H163ZM168 167V166H167ZM172 168H173V166H171ZM170 167V165H169V168H170V170L172 169ZM60 168V167H59ZM76 167H74V169H75ZM79 168V169H80ZM98 168H100L99 167V165H96V171H98V172H94V169H93V171H90V169H85V167H84V169H83V171H82V169H77V172L78 171H80L81 173V176H80V183L78 182V185L76 186L75 185V187H64V189H63V192L61 193V192H59V194L61 195V197L59 198V203H60V205H61V208L59 209L60 211H61V209L63 210L62 212H59V213H62V215H63V213H64V210H65V212H67V213H72L69 217H71L73 214H77V216L79 215V217H82L83 218V220H85L86 221V223L88 224H86L87 225V227H90V231H92L91 233H93V235L91 236V237H93L92 239V241H94L96 244H97V248L99 249V254L101 253H103V254H106L107 253V250L109 249V245H110V243L109 242H111V240H118V238H124V239H127V237L129 238L130 236H128V234H126L127 233V231H129L131 228H132V226H133V222L134 221H138L139 219L141 220L142 218H144L145 219V222H147L146 220H147V218H150L149 220H150V222H152V224L156 227L158 224H160V222L161 221H164L165 219H166V213H165V211L166 210H164V209H167V211L169 210L168 208L170 207L171 209L170 210H172V212L169 210V212H171V213H173V215H174V217L173 218H175V220L176 221H180V222H182V220H188V219H192V210H193V208H192V200H190V201H184V198H183V201H182V199L181 200H179L177 197H175V196H173V199H172V196L168 199L169 201H170V199H172V201H173V205H170V206H168L166 203V206H168L167 208H165L166 206H165V204H163L164 206V209H161L162 207H160V205L156 202V198H158L159 197V195H156V196H158V197H155V196H152L153 198L155 197V199H154V201H152V202H150L151 200H153V199H151L149 202L150 203H146V202H144L145 201V199L143 200L142 198H144L143 196H142V198H138L137 196H133V195H135L134 193H133V195H132V193H131V190L129 189L127 192H126V195H124V198L122 199L123 201H124V203L126 204V202H128V201H132L131 202V205H130V208H126L125 206H124V203H123V206H120V205H117L116 204V202L118 201V200H121V198L123 197V194L121 195L122 197H119L120 195L118 194V198H120V199H118L117 201H116V199L117 198H115V200H112L113 198H111V197H109V198H106V199H110L111 198V200L112 201H114L115 202V205H117L116 206V208H113L114 206H113V204H112V206H108L107 207V209L109 210H106V207L102 204V202H101V200H99V196H101V195H99L100 194V192H99V194H97V192H95V190L93 189L94 187H92L91 188V183L93 182V178H94V173L96 174V175H98L99 173H100V170L98 169ZM108 168V167H107ZM240 168V167H239ZM244 168V167H243ZM245 168H246V166H245ZM248 168V167H247ZM261 168V167H260ZM252 169V168H251ZM250 169V170H251ZM139 170H141V169H139ZM174 170V169H173ZM201 170H203V169H201ZM256 170V169H255ZM57 171V170H56ZM75 171V170H74ZM104 171V170H103ZM130 171V170H129ZM164 171V172H163ZM242 171V170H241ZM257 171V170H256ZM66 172V171H65ZM71 172H73V171H71ZM133 172V171H132ZM170 172V171H169ZM169 172H168V174H169ZM247 172V171H246ZM58 173V172H57ZM75 173V172H74ZM108 173V172H107ZM203 174H205L204 172H202ZM207 173V172H206ZM209 173H210V171H209ZM244 173V172H243ZM252 173V172H251ZM253 173H254V170H253ZM109 174V173H108ZM150 174V175H149ZM261 174V173H260ZM69 175H70V173H69ZM76 175H78V173L76 174ZM95 175V177H97ZM100 175H102V174H100ZM100 175H98V176H100ZM133 175H135V174H133ZM144 175V176H145ZM64 176V175H63ZM71 176V175H70ZM73 176V175H72ZM143 176V177H144ZM145 176V177H146ZM171 176V177H170ZM208 176V175H207ZM250 176V175H249ZM78 177V176H77ZM131 177V176H130ZM211 177H210V179H211ZM62 178V177H61ZM74 178V177H73ZM73 178H71V180H73ZM76 178V177H75ZM75 178H74V180H75ZM134 178V177H133ZM142 178V177H141ZM146 178V179H147ZM156 178V179H155ZM67 179V178H66ZM78 179V178H77ZM76 179V180H77ZM103 179V178H102ZM111 179V178H110ZM131 179H132V177H131ZM138 179V178H137ZM136 179V180H137ZM145 179V178H144ZM149 179H150V177H149ZM173 179V178H172ZM203 179V178H202ZM212 179V180H213ZM70 179H68V181H71ZM79 180V179H78ZM99 180H100V178H99ZM104 180V179H103ZM153 180V178L151 179V181ZM153 180V182H155ZM213 180V181H214ZM248 180H249V178H248ZM67 181V182H68ZM94 181H98V179L96 180H94ZM105 181V180H104ZM103 181V182H104ZM113 181V180H112ZM128 181L130 182V180H127V183H128ZM140 181V180H139ZM142 181V180H141ZM149 181V180H148ZM174 181V180H173ZM172 181V182H173ZM207 181H210V180H207ZM206 181V182H207ZM257 181V182H256ZM101 182H102V180H101ZM100 182V183H101ZM134 182V181H133ZM143 182V181H142ZM201 182V181H200ZM76 183V182H75ZM97 182H95V184H96ZM99 183V182H98ZM97 183V184H98ZM106 183V182H105ZM140 183V182H139ZM144 183H148L147 181L146 182H144ZM211 183H214V182H211ZM72 184H74V182H72ZM72 184H70V182H69V185L70 186H72ZM95 184H93V185H95ZM96 184V185H97ZM111 186H113V187H115V184H113L112 182H111ZM128 184H130V183H128ZM127 184V186H129ZM131 184H133V183H131ZM172 184V183H171ZM209 184L210 183H208V186H209ZM224 184V185H223ZM53 185V184H52ZM67 186H69L68 184H66ZM100 185V184H99ZM99 185H98V187H99ZM135 186H136V184H134ZM155 185V184H154ZM108 186V185H107ZM143 186H145L144 184H143ZM148 186V185H147ZM147 186H145V187H147ZM162 187V186H160V187H158V189H160L161 187L162 188H165V187ZM175 186V185H174ZM181 186V185H180ZM183 186V185H182ZM207 186V187H208ZM97 187V186H96ZM124 187V186H123ZM126 187V186H125ZM124 187V188H125ZM138 187V186H137ZM144 187V188H145ZM156 187V186H155ZM173 187V186H172ZM178 188H179V186H177ZM176 187V188H177ZM184 187V186H183ZM186 187V186H185ZM184 187V188H185ZM206 187V186H205ZM210 187H211V185H210ZM214 187V186H213ZM53 188V187H52ZM55 188V190H56V187H54ZM101 188H102V185H101ZM100 188V189H101ZM112 188V187H111ZM110 188V189H111ZM129 188H131V186L129 187ZM140 188H141V186H140ZM143 188V189H144ZM167 188V187H166ZM165 188V189H166ZM209 188V187H208ZM225 188V189H226ZM98 189V191H99V188H97ZM104 189V188H103ZM105 189H106V187H105ZM127 189H128V187H127ZM126 189V190H127ZM133 189V188H132ZM139 189V188H138ZM137 189V190H138ZM146 190H147V188H145ZM149 189V188H148ZM204 189H206L207 190V188H204ZM209 189H211V188H209ZM208 189V190H209ZM224 189V188H223ZM228 189V188H227ZM146 190H144V192L146 191ZM168 190V189H167ZM170 190H172L171 189V187H170ZM169 190V191H170ZM201 190V189H200ZM206 190H204L205 191V193H206ZM207 190V191H208ZM58 191H60V190H58ZM115 190H113V192H114ZM136 191V190H135ZM143 191V190H142ZM148 191V190H147ZM147 191H146V195L149 193V191H151V190H149L148 191V193H147ZM156 191V190H155ZM154 191V192H155ZM164 191V190H163ZM168 191V192H169ZM173 191V190H172ZM172 191H170V195H172L171 194V192ZM196 191V190H195ZM210 191V190H209ZM208 191V192H209ZM119 192V191H118ZM125 192V191H124ZM132 192H134V189H133V191ZM144 192H143V195H144ZM166 192V191H165ZM175 192V191H174ZM188 192V191H187ZM120 193H121V191H120ZM138 193V192H137ZM151 193V192H150ZM157 192H155V193H153L154 195L156 194ZM185 193V192H184ZM210 193V192H209ZM115 194H116V192H115ZM139 194V193H138ZM152 194V193H151ZM157 194H159V193H157ZM175 195L177 194V195H179L178 193H177V190H176V192L174 193ZM200 194V193H199ZM198 194V195H199ZM202 194V193H201ZM245 194V195H244ZM137 195V194H136ZM141 195V194H140ZM145 195V196H146ZM112 196H114V195H112ZM116 196V195H115ZM148 196L150 197V194H148ZM160 196L161 197H159V199L160 200H163V201H161V203L160 204H162V202H166V199H161V198H163L162 197V195L160 194ZM209 196V195H208ZM237 196V195H236ZM56 197H58L57 195H56ZM55 197V198H56ZM117 197V196H116ZM141 197V196H140ZM241 197V196H240ZM246 197V196H245ZM259 196H257V198H258ZM151 198V197H150ZM165 198H167V196L165 197ZM190 198V197H189ZM243 198V197H242ZM101 199V198H100ZM159 199H157V200H159ZM57 200H58V198H57ZM147 200V199H146ZM148 200H149V198H148ZM160 200H159V202H160ZM165 200V201H164ZM186 200V199H185ZM261 200V199H260ZM55 201V200H54ZM107 201V200H106ZM111 201V202H112ZM58 202V201H57ZM109 201H107L106 203H108ZM121 202V201H120ZM119 202V203H120ZM168 202V201H167ZM259 202V201H258ZM262 202V201H261ZM118 203V202H117ZM130 203V202H129ZM170 203V202H169ZM56 204V207H57V205H59V204H57V203H55ZM54 204V205H55ZM109 204H110V202H109ZM108 204V205H109ZM128 204V203H127ZM170 204H172V203H170ZM48 206H49V203H48ZM231 206V205H230ZM44 207V206H43ZM247 207V206H246ZM112 208V209H111ZM249 208V207H248ZM39 209V208H38ZM194 211V210H193ZM168 212V213H169ZM19 213V212H18ZM31 213V212H30ZM66 213V214H67ZM167 213V214H168ZM171 213H169V214H171ZM224 213V212H223ZM226 213H227V211H226ZM29 214V213H28ZM65 214V213H64ZM225 215V214H224ZM229 215V214H228ZM65 216H67V215H65ZM74 216V215H73ZM72 216V217H73ZM170 216V215H169ZM233 216V215H232ZM15 217V216H14ZM68 217V218H69ZM71 217V218H72ZM194 217V216H193ZM196 217V216H195ZM194 217V218H195ZM239 217V216H238ZM244 217H246V216H244ZM250 217V216H249ZM75 218V217H74ZM171 218V217H170ZM197 218V217H196ZM240 218H242V217H240ZM247 218V217H246ZM78 219V218H77ZM80 219V218H79ZM228 219V218H227ZM245 219V218H244ZM244 219H242V220H244ZM249 218H247L246 219V221L248 220ZM82 220V219H81ZM143 220V219H142ZM193 220V219H192ZM198 220V219H197ZM237 220V219H236ZM235 220V221H236ZM250 220V219H249ZM85 221H83V225H84V223H85ZM144 221V220H143ZM175 221V222H176ZM190 221V220H189ZM237 221H239V220H237ZM236 221V222H237ZM241 221V220H240ZM252 221V220H251ZM250 221V222H251ZM150 222H149V225H150ZM196 222V221H195ZM221 222H222V219H221ZM243 222V221H242ZM245 222V221H244ZM249 222V221H248ZM169 223V222H168ZM192 223V222H191ZM238 223V222H237ZM264 223V222H263ZM13 224V223H12ZM151 224V225H152ZM162 224V223H161ZM178 224V223H177ZM196 224V223H195ZM244 224V223H243ZM242 224V225H243ZM246 224V226H250L249 224L247 225V223H245ZM251 224V223H250ZM150 225V226H151ZM194 225V224H193ZM238 225V224H237ZM240 225V224H239ZM242 225H240V227H241V229L243 228L242 227ZM243 226H245V225H243ZM154 227V228H155ZM159 227V226H158ZM220 227V226H219ZM153 228V227H152ZM245 228V227H244ZM87 229V228H86ZM158 229V228H157ZM191 229V228H190ZM216 229V228H215ZM249 229V228H248ZM3 230V229H2ZM155 230H156V228H155ZM244 231V230H243ZM85 232V231H84ZM158 232V231H157ZM165 232V231H164ZM208 232V231H207ZM248 232V231H247ZM87 233V232H86ZM91 233H89L90 235H91ZM191 233V232H190ZM244 233V232H243ZM246 233V232H245ZM140 234V233H139ZM159 234V233H158ZM179 234V233H178ZM160 235V234H159ZM188 235V234H187ZM139 236V235H138ZM144 236V235H143ZM150 236V235H149ZM167 236V235H166ZM219 236H220V234H219ZM251 236V235H250ZM83 237V236H82ZM90 237V238H91ZM195 237V236H194ZM193 238V237H192ZM202 238H204V237H202ZM205 238H206V236H205ZM232 238V237H231ZM236 238V237H235ZM246 238V237H245ZM244 238V236L242 237V235L240 236V237H238V238H236L235 239V241L234 240H232V245H228V244H225L224 243V245H220L219 244V242L218 243H216L215 242V240L214 239H212L209 235H208V237L203 241V239L201 240V241H203L202 243H199V241H198V243H195V242H191V244H190V247H192V251H194V253H196V254H198V255H200L201 256V263H198V261H197V263H196V261H194L193 259H192V257H191V254H190V252L188 251V250H186L185 252H181L182 254H183V263H181V264H264V244H262V245H260L262 242H260V241H258V242H260V244H258V242H255L256 240H252V241H248L247 240V238L245 239ZM259 238V237H258ZM262 238V237H261ZM252 239V238H251ZM197 240V239H196ZM250 240V239H249ZM264 240V239H263ZM262 240V241H263ZM122 240H118L117 242H118V246L116 247L117 249H113V252H112V254L110 255V257H112V258H114L115 260L117 259L118 261L120 260V259H118V258H120V253L122 252V251H120V248H118V247H120L121 245H119L120 243L122 244V242L124 241H122ZM127 241V240H126ZM229 241V240H228ZM233 241L235 242V243H233ZM146 242V241H145ZM175 242V241H174ZM88 243V242H87ZM93 243V242H92ZM95 243H93V244H95ZM264 243V242H263ZM85 244V243H84ZM95 244V245H96ZM188 244H189V242H188ZM198 244V245H197ZM171 245V244H170ZM85 246V245H84ZM187 246V245H186ZM96 248V249H97ZM145 248V247H144ZM178 249V248H177ZM143 250V249H142ZM98 253V252H97ZM177 253V252H176ZM107 255V254H106ZM99 256V255H98ZM122 256V255H121ZM141 255L139 254V253H137V251H136V253H134V255H133V260H132V262L130 263V264H136V263H139L140 261H141V257H140ZM168 256H170V255H168ZM108 258H110L109 256H107ZM144 257V256H143ZM171 257V256H170ZM169 257V258H170ZM175 257V256H174ZM178 257V256H177ZM111 258V259H112ZM98 259V258H97ZM171 259H174V258H171ZM179 259V258H178ZM105 260V259H104ZM116 260V261H117ZM117 261V262H118ZM115 262V261H114ZM126 262V261H125ZM128 262H130V261H128ZM128 262H127V264H128ZM173 262H174V260H173ZM102 263V262H101ZM122 263V262H121ZM166 263H170V264H172V262L170 261L169 262V260H167V262ZM165 263V264H166ZM174 264H176V263H174ZM177 264H179V263H177Z\"/></svg>",
  "mask_w": 264,
  "mask_h": 264
}]
</instances>
